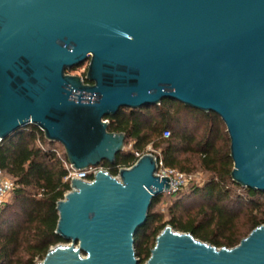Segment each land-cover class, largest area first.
Listing matches in <instances>:
<instances>
[{
  "label": "water",
  "instance_id": "obj_1",
  "mask_svg": "<svg viewBox=\"0 0 264 264\" xmlns=\"http://www.w3.org/2000/svg\"><path fill=\"white\" fill-rule=\"evenodd\" d=\"M163 100L219 117L231 180L264 193V0H0V142L34 126L74 171L114 165L126 136L105 119ZM155 174L148 154L72 179L55 230L70 245L36 264H139L135 235L170 193ZM145 264H264V225L232 249L166 226Z\"/></svg>",
  "mask_w": 264,
  "mask_h": 264
},
{
  "label": "trees",
  "instance_id": "obj_2",
  "mask_svg": "<svg viewBox=\"0 0 264 264\" xmlns=\"http://www.w3.org/2000/svg\"><path fill=\"white\" fill-rule=\"evenodd\" d=\"M105 120L107 131L125 134L124 146H131V151L116 156L114 165L103 162L97 167L112 177L120 169L131 168L149 145L160 150L159 159L166 168L189 173L184 165L194 158L199 168L211 175L204 186H191L183 200H175L166 224L152 212L162 195L152 200L147 222L134 238L139 264L149 259L157 236L166 226L215 248L232 249L264 225V193L241 188L231 180L230 141L227 133L220 131L224 124L216 115L163 100L155 107L121 109ZM201 126L204 130L199 136ZM166 131L170 135L164 139ZM57 145L49 143L34 126L0 142V171L14 185L10 200L0 207V264H36L49 249L67 243L55 234L57 203L70 191L65 180L66 157L64 152L60 155ZM172 194L178 196L179 191ZM189 200L194 202L186 206ZM241 219L243 224H239Z\"/></svg>",
  "mask_w": 264,
  "mask_h": 264
},
{
  "label": "rangeland",
  "instance_id": "obj_3",
  "mask_svg": "<svg viewBox=\"0 0 264 264\" xmlns=\"http://www.w3.org/2000/svg\"><path fill=\"white\" fill-rule=\"evenodd\" d=\"M87 67H88V62L83 63L82 65L73 68L69 71H67V74L71 75V76H78V77H82L84 73H86L87 71ZM207 127V125L205 126ZM204 126L198 128V135L201 136ZM220 131L222 132V134H224L226 132V128L223 125L219 126ZM57 150L59 151L60 155H62L63 153V149L62 147H60L59 145L56 146ZM131 151V146H124L123 152H129ZM153 155L155 156V158H158L161 156L160 155V150H154L152 148L151 145L147 146L142 152L141 154H139L140 158L144 155ZM138 156V157H139ZM187 157V156H185ZM183 157V158H185ZM189 158V157H187ZM184 168L191 170L189 173H185L188 177L191 178V182L190 185L187 189L182 190L179 192V195L177 196V194H172L171 196L167 193H164L160 200L158 201V203L154 206V208L152 209L153 213L158 214L161 217V224H166L169 220H170V211L173 208V206L175 205V200L181 199L183 200L184 197L189 194L190 190L189 189L191 186H195V187H199L201 188L202 186H204V184L210 179L211 175L205 173L204 171H202L196 160H194V158H191V162L187 163L186 165H184ZM6 178V177H5ZM8 179V178H6ZM9 180V179H8ZM10 181V180H9ZM236 190V193H241V190ZM11 198V197H10ZM10 198L8 199V201L10 200ZM188 199V198H187ZM186 200V199H185ZM193 200H189L186 204V206H189L191 204H193ZM244 219H241L239 224H243ZM176 232V231H175ZM66 245H70V243H64V244H60V246H66ZM41 261H36V263H39ZM146 262H144L143 264H145Z\"/></svg>",
  "mask_w": 264,
  "mask_h": 264
},
{
  "label": "built area",
  "instance_id": "obj_4",
  "mask_svg": "<svg viewBox=\"0 0 264 264\" xmlns=\"http://www.w3.org/2000/svg\"><path fill=\"white\" fill-rule=\"evenodd\" d=\"M169 135H170L169 132L166 131L163 133V138L166 139L169 137ZM155 160H156L155 175L158 176L159 178L169 179L170 192H175V191L180 192L189 187L191 182L190 177L177 170L164 167L160 159L155 158ZM64 167L67 170V176L65 180L68 181L69 184L72 179L81 180L83 182L90 183L93 181V177L98 171H104L100 168H88L81 171H74L67 163L64 164ZM114 178L118 179V174ZM13 189H14L13 183L8 179H6L0 171V207L3 206L5 203H7L8 199L11 197Z\"/></svg>",
  "mask_w": 264,
  "mask_h": 264
}]
</instances>
